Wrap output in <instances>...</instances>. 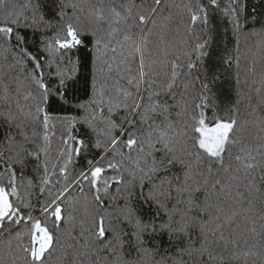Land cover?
I'll use <instances>...</instances> for the list:
<instances>
[{
  "label": "snow or ice",
  "instance_id": "obj_1",
  "mask_svg": "<svg viewBox=\"0 0 264 264\" xmlns=\"http://www.w3.org/2000/svg\"><path fill=\"white\" fill-rule=\"evenodd\" d=\"M30 7L0 0V55L14 62L9 70L19 69L14 93L5 84L0 97V122L9 128L6 158L0 150V236L8 235L0 239L7 249L0 250V264H53L61 225L74 219L76 190L89 222L80 232L83 242L73 238L78 247L72 264H264V115L251 122L257 135L245 141L235 117L209 121L205 111H195L202 104L189 111L183 98L175 105L161 99L176 100L180 56L168 40L172 14L164 13L180 6L167 0H83L71 4L68 15L64 4L55 35L43 36L35 52L25 33L35 32L43 16L34 10L29 20L23 9ZM219 7L218 0L198 2L195 10L183 6L192 23L201 21L209 33L208 9ZM223 14L237 42L260 23L241 0H229ZM86 41L92 52L90 95L68 105L78 60L65 54ZM206 44H195L198 54ZM159 54L164 59L157 71ZM53 64L56 71L46 80L44 68ZM169 66L170 78L158 84ZM53 102L82 115H55L48 110ZM174 106L182 108L177 116L185 117L183 126L170 118ZM56 123L64 130L52 160ZM77 125L85 127L81 136L74 134ZM28 158L40 161L35 171L40 193L47 192L39 217L25 198L31 193L22 196L18 183L23 174L18 178L16 166ZM33 186L28 180L27 188ZM118 200L123 204L115 215L106 211Z\"/></svg>",
  "mask_w": 264,
  "mask_h": 264
},
{
  "label": "trees",
  "instance_id": "obj_2",
  "mask_svg": "<svg viewBox=\"0 0 264 264\" xmlns=\"http://www.w3.org/2000/svg\"><path fill=\"white\" fill-rule=\"evenodd\" d=\"M81 2L83 0H8L9 5L30 4V8L23 9L29 20L32 19L34 10L38 13V17L40 15L43 16V22L35 32L29 29L25 33L29 40V50L33 52L37 48L42 47L41 40L43 36L55 35L62 23L59 15L62 5H69L65 11L68 15H72L73 9L71 8V4ZM91 2L95 3L96 0H91ZM198 2L207 4V0H167V3L170 5L180 6L170 7L164 13V15H168L169 12L172 14L168 40L173 45L171 52L179 55L180 60L177 69L179 75L176 86L173 89L176 100L163 96L161 99H169V102L175 105L176 101L183 98L184 101H187L189 111H192L196 104H202L204 107L195 109V111L197 114L201 110L205 111L209 121L215 117L223 119L235 117L239 121V127L237 128L238 135L247 141L257 135L256 130L250 126L251 122L264 115V91L260 94H257L255 91L256 88L264 89V84H262L264 74L261 71L264 68V30H262L264 29V0H241L242 4L247 5V11L254 12L257 15L260 23L250 25L249 28L245 29L244 33L240 35L238 42L236 36L233 34L229 19L223 14V9L229 0H218L219 8L208 9L211 20L209 27L212 28L211 33L204 28L201 21L193 24L190 14L183 8L185 4H188L195 10ZM76 11L79 14L78 10ZM2 15L3 10L0 9V17ZM46 24H50L51 27H46ZM197 37H199V40H197ZM205 41H207V44L201 50L204 54L200 55L195 50V44L197 42L203 44ZM153 51H156L155 46L153 47ZM65 55L71 57L73 61L78 60L74 82L70 84L68 89V105H74L76 102L87 100L90 95L93 71L90 43L86 41V44L80 46L78 50L74 49ZM237 56L239 57L238 64L236 61ZM229 57L232 58L231 64L227 63ZM154 58L157 59L156 70L160 71L159 61L163 60L164 57L162 54H159ZM13 63L11 58L5 61L3 56L0 55V97L3 96V85L5 84L9 86L11 92L14 93L15 91L16 85L13 82V77L19 69L14 68L9 70L7 68L8 64ZM188 63H192L194 67L189 69L187 67ZM253 67L255 71L249 72L248 69ZM29 68H31V64H29ZM49 71H56L55 64L51 68L45 66L44 73L46 80L49 78ZM170 74L171 68L169 66L168 76L166 77L161 73L157 83L166 82L170 78ZM55 82L53 79L52 83ZM205 83L209 85L207 89L203 87ZM68 105H60L53 102L48 110L55 115H82V112H77L74 107H69ZM0 107H3V105H0ZM181 111V107L174 106L170 113V118L178 126H183L185 122V117L177 116V112ZM122 115H124L123 111L115 118L119 120ZM245 121L249 122V126H245ZM63 130V127L59 123H56L55 128L52 129L54 132V135L50 137V158L52 160H55L57 149L61 146L60 136ZM11 131L15 133L16 130L12 129ZM8 132V126L0 122V150L4 151L5 158L9 154L6 150L5 140ZM84 132L85 127L77 125L74 134L81 136ZM17 138L19 139V137ZM125 151L127 152V149ZM89 155H96V153L92 152ZM43 159L44 157L41 156V160ZM39 163L40 161L28 158L23 167L20 165L16 166L18 178L21 172L23 174V179H18L20 193L22 196L26 192L31 193L25 198L32 205V214L37 217L41 215V205L47 200V192L44 194L40 193L39 179L35 171ZM83 164V157H81L77 171ZM176 170L178 171L179 167ZM108 174L111 175L112 173L109 172ZM28 180H32L34 185L31 189L27 188ZM85 190L87 191V184H85ZM241 190L243 191V189ZM77 191H73V198L78 203H76L74 210L70 208L74 219L61 225V241L56 245L57 251H54L51 257L53 264H72L74 253L78 247L76 240H80L82 227H88L89 216L84 211L83 199L77 196ZM112 192H115V186H113ZM122 204V200L115 201L112 203V206L106 207V211L112 212L115 215ZM27 211L26 209L25 214H27ZM12 235L14 236L15 233H12ZM74 237L76 240L73 239ZM0 239L6 241L8 235L5 233L3 236H0ZM82 242L80 240V243ZM0 250L7 251L4 244H0ZM65 252L67 253L66 256L64 255ZM92 259H95V257H92Z\"/></svg>",
  "mask_w": 264,
  "mask_h": 264
}]
</instances>
